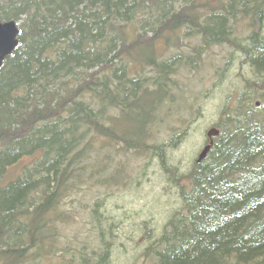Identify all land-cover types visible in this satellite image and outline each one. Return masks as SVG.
<instances>
[{
  "label": "trees",
  "instance_id": "1",
  "mask_svg": "<svg viewBox=\"0 0 264 264\" xmlns=\"http://www.w3.org/2000/svg\"><path fill=\"white\" fill-rule=\"evenodd\" d=\"M0 21L20 41L0 67V264H111L118 225L80 191L108 188L126 152L184 182L145 264H264V0H0ZM162 43L189 50L163 55ZM219 45L259 81L179 173L166 153L184 131L159 142L152 130L182 92L172 75Z\"/></svg>",
  "mask_w": 264,
  "mask_h": 264
},
{
  "label": "rangeland",
  "instance_id": "2",
  "mask_svg": "<svg viewBox=\"0 0 264 264\" xmlns=\"http://www.w3.org/2000/svg\"><path fill=\"white\" fill-rule=\"evenodd\" d=\"M234 29L240 41L249 33L243 22ZM187 43L194 47L195 41ZM176 46L180 44L164 46L162 43L161 53L169 55L189 50L184 45ZM201 58L202 64L194 71L180 68L172 75L182 92L173 93L170 104L167 102L163 116L159 115L157 126L152 130V136L159 142L169 140L170 129L184 131V136L177 138H180L177 147L166 153L167 166H175L184 174L209 144L206 132L217 129L216 124L223 115L237 109L238 99L245 100L248 91H253V88H247V83L252 85L258 80H254L252 70L246 67L240 53L226 45L204 50ZM123 156L124 166L120 172L116 170L108 188L87 190L83 187L80 195L85 200L100 197V212L118 225L114 228L116 241L111 249V264H145V249L157 244L167 221L183 207L178 187L180 189L184 182L174 184L173 177L164 172L155 159L149 161L147 157H135L129 152ZM16 171L18 168L10 174ZM74 220L71 229L88 234L90 226L86 228L79 216ZM146 232L158 239L147 241Z\"/></svg>",
  "mask_w": 264,
  "mask_h": 264
},
{
  "label": "water",
  "instance_id": "3",
  "mask_svg": "<svg viewBox=\"0 0 264 264\" xmlns=\"http://www.w3.org/2000/svg\"><path fill=\"white\" fill-rule=\"evenodd\" d=\"M19 29L17 24L13 21L10 22H0V67L4 59L10 56L13 50L19 45L18 39ZM217 132L214 130L207 131L206 136L211 139L212 136H216ZM212 142L204 147L199 155L198 162L206 157L210 150Z\"/></svg>",
  "mask_w": 264,
  "mask_h": 264
},
{
  "label": "bare ground",
  "instance_id": "4",
  "mask_svg": "<svg viewBox=\"0 0 264 264\" xmlns=\"http://www.w3.org/2000/svg\"><path fill=\"white\" fill-rule=\"evenodd\" d=\"M211 130H214L215 132H217V135H216V136H212L211 139L208 138V139H209V144H210V142H212V145H213V138H214V137H217V136L219 135V131H218L217 129H211ZM209 144H208V145H209ZM212 145H211V147H212ZM205 147H206V146H205ZM211 147H210V149H211ZM203 149H204V148H203ZM209 151H210V150H209ZM201 152H202V151H201ZM208 153H209V152H208ZM208 153H207V155H208ZM199 155H200V154H199ZM207 155H206V157H207ZM206 157H205V158H206ZM198 158H199V156H198ZM198 158L196 159V162H197V163H200V162H202L203 160H205V158H203L202 160H200V162H198Z\"/></svg>",
  "mask_w": 264,
  "mask_h": 264
}]
</instances>
